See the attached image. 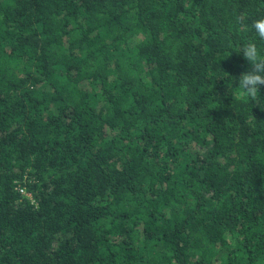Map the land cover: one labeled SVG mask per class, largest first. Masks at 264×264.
Returning a JSON list of instances; mask_svg holds the SVG:
<instances>
[{
    "label": "trees",
    "instance_id": "obj_1",
    "mask_svg": "<svg viewBox=\"0 0 264 264\" xmlns=\"http://www.w3.org/2000/svg\"><path fill=\"white\" fill-rule=\"evenodd\" d=\"M260 16L0 0V264H264V86L238 88Z\"/></svg>",
    "mask_w": 264,
    "mask_h": 264
},
{
    "label": "clouds",
    "instance_id": "obj_2",
    "mask_svg": "<svg viewBox=\"0 0 264 264\" xmlns=\"http://www.w3.org/2000/svg\"><path fill=\"white\" fill-rule=\"evenodd\" d=\"M239 28L243 31H252L255 38L242 43L239 51L243 58L251 65L250 71L242 72L238 80L239 94L244 97L256 99L260 87L264 86V49L257 43V40L264 42V16L253 20L251 26L243 21H238Z\"/></svg>",
    "mask_w": 264,
    "mask_h": 264
}]
</instances>
